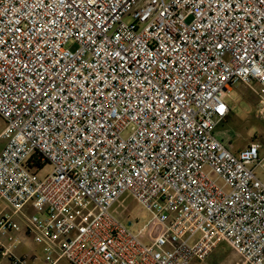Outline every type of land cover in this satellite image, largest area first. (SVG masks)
Segmentation results:
<instances>
[{"label":"built area","instance_id":"built-area-1","mask_svg":"<svg viewBox=\"0 0 264 264\" xmlns=\"http://www.w3.org/2000/svg\"><path fill=\"white\" fill-rule=\"evenodd\" d=\"M240 84L264 115V0H0L2 257L24 231L46 264H264V148L216 135Z\"/></svg>","mask_w":264,"mask_h":264},{"label":"rangeland","instance_id":"rangeland-1","mask_svg":"<svg viewBox=\"0 0 264 264\" xmlns=\"http://www.w3.org/2000/svg\"><path fill=\"white\" fill-rule=\"evenodd\" d=\"M226 102L233 109V112L232 115L230 114V119H227L225 123L218 127L216 132L218 138L233 153L243 150L252 143H260L264 148V115H260L258 112L259 101L256 94L246 86L240 84L233 88V91L227 96ZM4 128L5 123L0 117V134ZM52 170L53 167L51 165L45 166L41 171L40 177L45 178ZM256 174L264 181V175L261 171H256ZM112 212L118 215L132 232L136 234L151 219V214L139 206L130 195L123 197L113 208ZM15 236L18 241L16 239L12 242L6 240L4 245L9 246L10 243L16 242L17 247L24 249L30 255H38V259L34 262L29 259L30 264H46L39 252V246L34 242L33 237L26 236L24 231L18 232ZM219 246L207 261L204 263L195 262L194 264H239L241 262L240 257L227 243H222ZM0 264H10V262L8 258L2 257V254H0ZM58 264L70 263L62 260Z\"/></svg>","mask_w":264,"mask_h":264},{"label":"crops","instance_id":"crops-1","mask_svg":"<svg viewBox=\"0 0 264 264\" xmlns=\"http://www.w3.org/2000/svg\"><path fill=\"white\" fill-rule=\"evenodd\" d=\"M232 112H233V109H231V112H230L231 115H232ZM230 114H229V116L226 118V120H227V119H230V116H231ZM226 120H225L223 123H225ZM223 123H222V124H223ZM222 124H221V125H222ZM219 127H220V126H219ZM4 144H5V143H4L3 141H0V150L3 148ZM248 146H249V145H248ZM248 146H247V147H248ZM247 147H245L244 149H246ZM244 149H243V150H244ZM241 151H242V150L237 151V153H239V152H241ZM237 153H235V154H237ZM17 253H18L19 255H21V256H27L28 259H32V258H33V256L30 255V253H28V252L25 251L24 249H20V248L17 249Z\"/></svg>","mask_w":264,"mask_h":264}]
</instances>
